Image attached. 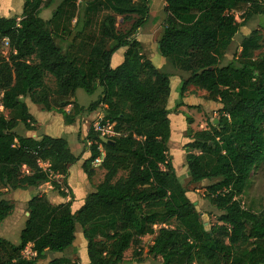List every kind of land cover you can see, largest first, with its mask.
I'll list each match as a JSON object with an SVG mask.
<instances>
[{"label": "trees", "instance_id": "1", "mask_svg": "<svg viewBox=\"0 0 264 264\" xmlns=\"http://www.w3.org/2000/svg\"><path fill=\"white\" fill-rule=\"evenodd\" d=\"M55 1L23 0L19 17H0V187L35 190L49 184L66 197L61 186L69 189L68 168L80 160L65 139H34L16 131L19 125L32 130L35 123L26 98L60 115L65 125L105 105L102 125L108 121L119 135L100 142L88 128L85 142L90 144L84 149L89 157L81 168L92 176L90 165L99 156L95 143H101L103 180L75 212L70 202L53 204L38 191L26 203L19 243L0 237V264H38L48 253L65 252L75 240L76 225L86 242L87 264H124L128 249L133 256L142 254L137 247L145 236H152L144 253L150 264H264V206L255 213L238 200L253 168L264 161V53L253 57L260 49L258 31L242 36L239 51L224 62L240 29L263 16L264 5L259 0H165L162 8L157 50L186 74L176 104L193 86L220 106L217 122L201 131L188 129L191 141L183 146L189 183L210 181L206 198L221 213L206 229L169 158V75L153 65L135 39L150 0H60L50 19H42L41 10ZM117 17L128 28L119 31ZM121 48L123 60L112 68L111 57ZM46 75L54 79L52 91ZM97 88L99 98L86 109L76 104L77 90L91 95ZM69 105L72 110L66 112ZM13 208L0 198V224ZM158 225L164 227L154 230ZM29 244L35 257L26 260L21 251ZM47 264L80 263L61 257Z\"/></svg>", "mask_w": 264, "mask_h": 264}, {"label": "rangeland", "instance_id": "2", "mask_svg": "<svg viewBox=\"0 0 264 264\" xmlns=\"http://www.w3.org/2000/svg\"><path fill=\"white\" fill-rule=\"evenodd\" d=\"M80 0H77L79 2ZM60 0L55 1L52 6L49 9L41 10V13L39 16L44 20H49L51 17V13L54 8L58 5ZM165 4V0H150V6H149V13L147 16V20L145 24L137 30L138 33V41L141 42V45L143 46L144 52L149 56V59H151L156 68L162 72V73H174L176 70L171 63L166 61L165 59L162 60L160 57V54L157 50V44L156 40L159 38L161 31H162V24L164 20V13H163V6ZM22 6H23V0H0V16L11 18V17H19L22 12ZM236 20H239V18L236 16ZM129 23L121 21V17L116 18V28L119 31H123L126 28H128ZM253 30H257L258 33L261 36L260 40V49L258 51H255L253 53V57H257L264 53V15L262 16H254L249 21L246 22L245 27L240 29V34H238L234 40L233 43L225 56L224 62L226 63L228 60L232 58V54L234 52L239 51V44L241 41V37L250 34ZM64 48V45H62ZM7 50L5 48H2V54H6ZM161 58V59H159ZM116 57H112V61L110 62L111 65H115L116 63ZM180 72V71H178ZM183 74L182 72H180ZM173 75V74H170ZM183 76H186V74H183ZM46 87L48 88V91H52L55 88L54 85V79L46 75L44 78ZM174 79L172 80V94L173 97H175L177 100H175L174 105L170 106L169 112V119L172 122V130L174 133H172V137H170L168 141V150H169V157L171 158L173 167L175 170V173L178 177V180L180 184L185 188L186 190V196L189 198V200L194 203L196 210L199 212L200 220L203 222V225L206 229H208L213 224L217 223V218L221 214L218 210H216L207 200L206 198V187L210 185V181H203L200 184L193 185L191 183L186 182L185 174L187 172L186 169V162H185V151L180 149L181 145V137L177 135L175 130H177V119L178 116H176L174 113L177 111L178 105L176 102L179 101L177 98L178 96V88L175 90V86L173 85ZM180 86V85H179ZM100 96V88H97L96 91L89 95L86 94L83 90L79 89L75 92L74 100L76 104L80 107H83L86 109L92 102L96 101ZM182 100V99H181ZM188 102L190 100H187ZM25 102L27 105H31L32 102L29 98L25 99ZM193 106V109L188 110V112L183 114V117L186 118H193L192 123L194 124V129L199 130L202 127L207 128V123L210 121H213L214 118L217 116V110L220 107L219 104L209 101L206 99V96L203 98H197ZM40 108V107H39ZM104 109L99 108V110H96V115L99 114L101 111L103 112ZM100 111V112H99ZM3 112L1 106H0V113ZM52 114H56L55 112H52ZM91 113H83L84 120L82 117L78 118V123L80 125L81 122H84L87 126L91 124L94 120H96L95 114H93V117L90 119H86L85 117H89ZM56 118H61L60 115L56 114ZM87 121V123H86ZM186 121V120H185ZM187 125L190 126L186 121ZM175 124V125H174ZM73 128H77L78 125L76 123L72 124ZM180 128V126H178ZM16 131L20 135H24L26 133L25 128L23 126L19 125L16 129ZM44 132L43 125L37 126L36 130L33 132L36 135L40 136ZM80 130L76 133H71L67 135L66 133L61 134L63 138H67V143L72 151V153L75 156H81L83 151L86 150L85 145V137L83 141L78 140L77 135H80ZM187 134V131L185 132ZM99 169V168H96ZM120 173L119 175H121ZM61 180V179H59ZM46 189V188H45ZM49 190V189H46ZM16 190H8L6 193H3V188L0 187V198L1 197H11L12 201L15 202V205L17 208L11 212L13 217H8L4 220V223L0 225V237L4 240L8 241L11 244L17 245L19 243V234L24 226V222L27 217V208L25 204V199H29L33 193V191L29 192H21ZM52 191H55L52 189ZM51 191V192H52ZM46 194V193H45ZM238 200L240 201L241 205L245 209H249L252 212H260L261 209L264 206V161L257 164L251 174L249 175V178L247 180L246 187L244 189V192L240 197H238ZM12 203V201L8 200ZM10 214V215H11ZM169 226L173 227L174 223L171 221L168 223ZM147 238L143 239V242L141 243L143 245H146L149 243V241L152 239ZM67 249L66 251H69ZM65 251V252H66ZM133 248L128 249L125 254L124 264H140L137 261L142 260V264H150L149 258L145 256L144 253H142L140 256H133L132 255ZM56 256V255H55ZM55 258L53 254L48 253L45 257V259L39 260L38 264H47L51 259ZM75 261V260H74ZM79 262V260H78ZM80 263V262H79Z\"/></svg>", "mask_w": 264, "mask_h": 264}, {"label": "crops", "instance_id": "3", "mask_svg": "<svg viewBox=\"0 0 264 264\" xmlns=\"http://www.w3.org/2000/svg\"><path fill=\"white\" fill-rule=\"evenodd\" d=\"M0 17H3V16H0ZM138 33L135 36V39L137 41H138L137 38H139ZM142 48H143V46H142ZM124 51H125V48H121L112 55V57L113 56L116 57V61H117L115 63V65H113V66L111 65L112 68L116 67L117 65H119L122 62ZM143 52H144V49H143ZM144 54L149 59V56L145 52H144ZM112 57H111V61H112ZM161 58H159V59H161ZM149 60L155 66L154 62L151 59H149ZM162 60H163V58H162ZM170 74H173V75H170ZM170 74H168L169 75L170 94H169V98L167 101V109L169 112H172V111H170V110H172V109H170V106L171 105L173 106L175 103V100H177V99L175 97H173V95H171L172 90H173L171 82L173 79L175 80L173 85L175 86V90H177V88L179 87V85L181 83V79H183L184 76H183V74H181L178 71H176V72L174 71V73H170ZM205 95H206V93L204 91L196 90L193 86H189L183 95V98L181 100V105H178L177 111L174 113L176 116H178L177 125H175V124L174 125L177 126V130H175V132L177 133L178 136L181 137V145H180L181 148L180 149H182V150H183V146L191 141L190 138L187 137V135L185 134V132L188 129H190L192 132L201 131V130L206 129V127H202L199 130H195L194 124L191 123V125L188 126L186 121H185L186 119L183 117L184 113L188 112V110H190V109H193V106L195 105L193 103V101L195 102V100H197V98H200V97L204 98ZM177 98H178V96H177ZM187 100H190V101L188 102ZM39 107H40L39 105L34 104V103H32L31 105H27L28 112L34 118L35 123L33 125V129L26 131V133L22 136L30 137V138H34V139H40L41 136L47 135V136H51V137H57V138L65 139L61 136V134L66 133L67 135H69L71 133H76L80 130L81 134L77 135V137L79 136L78 140H79V142L84 140V137L86 136L88 128H89L84 122H81L79 125L78 119H77L75 121V123L78 125V127L73 128L72 125H65L62 121V118H59V117L56 118L57 117L56 114H52V112L44 111L43 109H41V107L40 108ZM64 110L66 112H70L72 110V106L69 105V106L65 107ZM97 110H99V108ZM96 112H97L96 110L93 111L90 115L88 114L89 117H85V118L90 119L91 117H93V114H95ZM169 115L170 114H168V118H169ZM82 116H83V114H81L80 117H82ZM96 116H94V117H96ZM82 118L84 120V117H82ZM192 120H193V118H191V121ZM169 121H170V137H172V133H174V131L172 130V128H173L172 122L170 119H169ZM214 121H215V118L213 119L212 122H214ZM86 123H87V121H86ZM40 125H43L44 132L40 136H38L33 132L36 130L37 126H40ZM178 126H180V128H178ZM65 140L67 141V138ZM88 157H89V153L86 150L83 151L82 155L80 156V160L68 168V175L66 177V184H67L69 189H66L67 191H64L67 194L66 197H60L56 191H52L53 188L49 184H44V185L38 187V189L32 190L33 193H37L38 191L45 192L46 193V199L49 202L56 204V205L64 204L66 202H70L71 203V211L72 212L77 211L83 205L86 196L88 194L94 192L96 186L99 183H101V181L103 180L104 171L99 168L100 166H95V165H92V163H91L90 166L93 170V174L90 178H87L86 174L83 172L81 165H82V162L84 160H86ZM170 160H171V158H170ZM171 164H172V161H171ZM172 167H173V164H172ZM96 168H99V169H96ZM173 169H174V167H173ZM184 174H185L186 182L189 183V177L187 176V172L186 173L184 172ZM59 179H61L60 176L54 178V180H56L57 182L61 181ZM193 185H197V184H193ZM45 188L49 189V190H46ZM16 191H18V190H16ZM19 191L29 192L31 190L27 189V190H19ZM6 192H7V190L3 189V193H6ZM33 196H34V194H32V196H30L29 199H31ZM1 198L12 201V199H11L12 196L11 197H5V198L1 197ZM29 199H27V198L25 199V204L27 203V201ZM12 204L14 207L13 210H15V208H17L15 205V202L12 201ZM8 217L9 218L13 217V215L11 214ZM3 223H4V221L1 224H3ZM145 238H147V236L143 237L142 239H145ZM148 239H150V237H148ZM150 243H152V239L149 241V244ZM53 255L55 258L63 257V258L69 259L71 261H74V260L78 261L79 260L80 264H87L88 263V258H87V253H86V242L82 236L81 227L79 225H76V227H75V240H74L72 246L70 247V250L63 252V253H55ZM124 257H125V254H124Z\"/></svg>", "mask_w": 264, "mask_h": 264}, {"label": "built area", "instance_id": "4", "mask_svg": "<svg viewBox=\"0 0 264 264\" xmlns=\"http://www.w3.org/2000/svg\"><path fill=\"white\" fill-rule=\"evenodd\" d=\"M259 2L261 4L264 5V0H259ZM2 48H5L6 50H8V42L7 40H3L2 41ZM5 55V54H4ZM105 105H102V109H105ZM103 117L104 114L101 111L97 116H96V120H94L93 122H91V124L88 127H91L93 129L94 132H97L98 138L100 139V142H105L106 140L116 137L119 134L115 133L113 131V125L110 124L108 121H105L104 124L102 125V121H103ZM90 142H87V145H89ZM97 144V150L99 152V156H97L93 162L92 165L95 166H100V164L102 163L103 157H104V151L102 148L101 143H95ZM39 165L45 169L47 167V163H39ZM55 177H59V176H55ZM54 177V178H55ZM61 181H59L58 183H60ZM63 191H67L63 186H61ZM160 227H164L163 225H158V226H154L153 229L156 230ZM152 237V236H149ZM143 242V239H141ZM152 243H147L146 245L141 244L139 247H137V252H142L145 253L147 251V248L149 245H151ZM21 256L22 258L26 259V260H31L35 257V252H33L32 250V246L29 244L27 245L22 251H21Z\"/></svg>", "mask_w": 264, "mask_h": 264}, {"label": "water", "instance_id": "5", "mask_svg": "<svg viewBox=\"0 0 264 264\" xmlns=\"http://www.w3.org/2000/svg\"><path fill=\"white\" fill-rule=\"evenodd\" d=\"M217 121L215 120L214 122H213V124H215ZM189 174H188V172H187V176H188Z\"/></svg>", "mask_w": 264, "mask_h": 264}]
</instances>
